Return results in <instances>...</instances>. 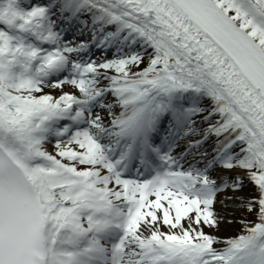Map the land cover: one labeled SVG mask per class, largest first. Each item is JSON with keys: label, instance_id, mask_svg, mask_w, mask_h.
<instances>
[{"label": "snow or ice", "instance_id": "6c2138e0", "mask_svg": "<svg viewBox=\"0 0 264 264\" xmlns=\"http://www.w3.org/2000/svg\"><path fill=\"white\" fill-rule=\"evenodd\" d=\"M0 264H264V0H0Z\"/></svg>", "mask_w": 264, "mask_h": 264}, {"label": "rangeland", "instance_id": "374dc122", "mask_svg": "<svg viewBox=\"0 0 264 264\" xmlns=\"http://www.w3.org/2000/svg\"><path fill=\"white\" fill-rule=\"evenodd\" d=\"M245 193H250L252 191L251 186L246 187L243 190ZM217 211L221 212L222 214L230 212L231 216L229 217L233 222L231 224L224 223L220 226V228L217 230L216 234L220 237H227L232 235H237L241 230V225L237 223V221L240 219L242 215V211L236 210L234 211L231 207L229 209H221L220 206H218ZM251 219V217H249ZM206 231H211V229H205Z\"/></svg>", "mask_w": 264, "mask_h": 264}, {"label": "bare ground", "instance_id": "6f19581e", "mask_svg": "<svg viewBox=\"0 0 264 264\" xmlns=\"http://www.w3.org/2000/svg\"><path fill=\"white\" fill-rule=\"evenodd\" d=\"M219 205H217L216 207L218 208Z\"/></svg>", "mask_w": 264, "mask_h": 264}]
</instances>
